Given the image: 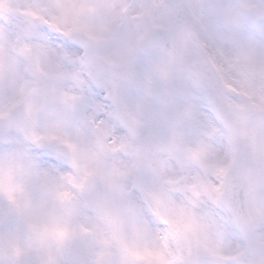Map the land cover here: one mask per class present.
Listing matches in <instances>:
<instances>
[{
    "label": "snow or ice",
    "instance_id": "1",
    "mask_svg": "<svg viewBox=\"0 0 264 264\" xmlns=\"http://www.w3.org/2000/svg\"><path fill=\"white\" fill-rule=\"evenodd\" d=\"M0 144V264H264V0H0Z\"/></svg>",
    "mask_w": 264,
    "mask_h": 264
},
{
    "label": "clouds",
    "instance_id": "2",
    "mask_svg": "<svg viewBox=\"0 0 264 264\" xmlns=\"http://www.w3.org/2000/svg\"><path fill=\"white\" fill-rule=\"evenodd\" d=\"M45 3L55 4L56 0H44ZM222 90V89H221ZM23 151L26 155L33 161H38L39 171L49 172L51 174L59 177L61 174H71L77 175L76 169L71 167L72 154L67 153L65 158L61 161L52 160L51 157L45 153V151L35 145H27ZM8 151L7 145L0 144V158H2ZM53 164L57 165L56 169L51 166ZM198 173L195 171H190L185 173L183 176L179 177L181 184H191L194 182V178ZM35 178L28 181L29 184L33 182ZM165 191L169 193V203L166 209H161L162 212H166L168 218L174 222L173 231L180 233L178 240L174 239L170 234V229L168 226L154 228L155 231V241L157 244L167 243L170 247L175 248L177 245L181 247L185 254L190 250L195 249L197 246V237L190 232H185L183 223L179 222V214L183 210L185 212H192L198 218L199 223L204 225V230L210 233V228H208L207 220L204 218L203 214L198 211L199 206L194 203L193 198L189 192L182 191L179 187L173 189L172 186H165ZM37 201L39 196H36Z\"/></svg>",
    "mask_w": 264,
    "mask_h": 264
}]
</instances>
